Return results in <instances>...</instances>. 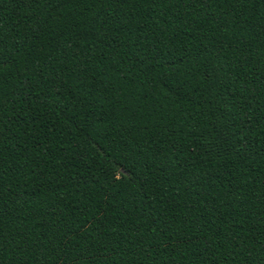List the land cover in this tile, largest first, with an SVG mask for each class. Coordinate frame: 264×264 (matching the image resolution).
<instances>
[{"label": "trees", "instance_id": "obj_1", "mask_svg": "<svg viewBox=\"0 0 264 264\" xmlns=\"http://www.w3.org/2000/svg\"><path fill=\"white\" fill-rule=\"evenodd\" d=\"M0 264H264V0H0Z\"/></svg>", "mask_w": 264, "mask_h": 264}]
</instances>
